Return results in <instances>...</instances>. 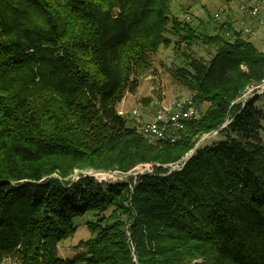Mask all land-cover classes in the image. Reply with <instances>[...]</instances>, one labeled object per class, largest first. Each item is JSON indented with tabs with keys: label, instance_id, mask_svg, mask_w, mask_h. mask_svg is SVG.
<instances>
[{
	"label": "trees",
	"instance_id": "1",
	"mask_svg": "<svg viewBox=\"0 0 264 264\" xmlns=\"http://www.w3.org/2000/svg\"><path fill=\"white\" fill-rule=\"evenodd\" d=\"M173 1L0 0V264H264V110L259 96L231 104L264 80V52L243 36L241 0L199 33ZM199 36L217 45L208 62ZM173 39L188 45L173 75L209 106L176 141L149 143L117 107ZM146 163L127 180H70ZM86 214L91 236L61 256Z\"/></svg>",
	"mask_w": 264,
	"mask_h": 264
},
{
	"label": "rangeland",
	"instance_id": "2",
	"mask_svg": "<svg viewBox=\"0 0 264 264\" xmlns=\"http://www.w3.org/2000/svg\"><path fill=\"white\" fill-rule=\"evenodd\" d=\"M238 3L239 0H174L172 5V13L176 16H179L181 19L190 21V24L193 25V27L199 28L201 27L200 23H202L203 25L204 23L208 22V13L209 15H212L214 17H217V15L222 16V10L227 9L228 11V8L238 5ZM236 18L239 17L237 16ZM208 25H211L213 31H218L215 30L216 23L211 22ZM201 30L202 28H199L197 30V33H199V31ZM230 34L231 33H229L228 35ZM248 40L252 42L256 46V48L262 50V47L264 45L263 31H258L255 35L250 36ZM187 46V43L184 42L179 45L173 39L170 46H162L157 52L150 53L148 56V68L144 69L143 71L141 70L139 74V87L137 92L134 94L127 93L124 99L119 103L117 107L118 111L124 110L129 113L134 108H141L145 113L150 114L154 112L156 108L163 102L191 97L188 89L184 85H182L180 80L173 75V71H175L177 67L183 66L185 64L184 59L182 58V53H184V49ZM192 47L195 55L202 58L206 62L210 61L213 58L217 49V45L213 43H204L201 36L193 40ZM258 96L259 100L257 101V106L260 109L264 110V94ZM198 105L202 110L206 112L209 103L203 102L198 103ZM125 119L127 120V124L131 126H136L138 123L137 120H139L137 118H133L131 114H127ZM220 139H222L221 134L212 132L203 136L196 146L211 145L212 143ZM191 151H194V149H192ZM174 163L176 162L164 165L168 168H166L168 172L172 168V165ZM148 170H151L150 163L139 164L127 173L120 170L106 171L94 168L76 169L71 175L70 180L71 182H75L81 177L91 176L90 173H92L98 180L97 176L99 174L108 173V179L111 180L107 182H117L130 179L131 176L135 177L136 174L143 173ZM118 175L122 178L118 179ZM98 181L102 182L100 180ZM91 216V214H86L83 217L75 219L77 228L74 234L70 238L59 243L58 250L61 256L65 258L73 256L76 251L75 247L79 243V241L82 239H87L91 236V232L86 225V223L88 222H93V218H91ZM1 264L17 263L14 261V259L8 257L4 259Z\"/></svg>",
	"mask_w": 264,
	"mask_h": 264
},
{
	"label": "built area",
	"instance_id": "3",
	"mask_svg": "<svg viewBox=\"0 0 264 264\" xmlns=\"http://www.w3.org/2000/svg\"><path fill=\"white\" fill-rule=\"evenodd\" d=\"M240 17L243 19L242 33L243 36L249 38L255 35L258 31L262 30L264 35V0H241ZM264 52V45L262 47ZM264 94V80L257 84H252L246 87L241 95L234 101V104H245L246 101L255 96ZM119 115L124 118L127 114H131L133 118H137V130L148 140L149 143L156 142L159 139H166L176 141L181 131L186 127L189 120L200 119L205 111L196 105L191 97L176 99L161 103L154 112L145 113L141 108H134L131 112L127 113L124 110L118 111ZM230 120L228 119L225 124ZM217 131H214L216 133ZM193 151L187 153L180 161L172 165L169 172L180 169L185 162L191 157ZM91 176H94L90 173ZM108 173H101L97 176L100 181H110ZM121 179V176H117Z\"/></svg>",
	"mask_w": 264,
	"mask_h": 264
},
{
	"label": "water",
	"instance_id": "4",
	"mask_svg": "<svg viewBox=\"0 0 264 264\" xmlns=\"http://www.w3.org/2000/svg\"><path fill=\"white\" fill-rule=\"evenodd\" d=\"M227 124H228V123H227ZM227 124H224L222 128L226 127V126H227Z\"/></svg>",
	"mask_w": 264,
	"mask_h": 264
},
{
	"label": "crops",
	"instance_id": "5",
	"mask_svg": "<svg viewBox=\"0 0 264 264\" xmlns=\"http://www.w3.org/2000/svg\"><path fill=\"white\" fill-rule=\"evenodd\" d=\"M239 6H240V3H239ZM239 6H238V7H239Z\"/></svg>",
	"mask_w": 264,
	"mask_h": 264
}]
</instances>
